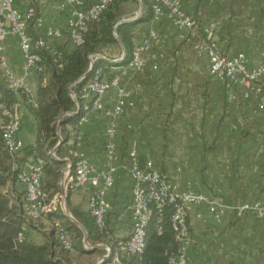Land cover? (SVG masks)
Here are the masks:
<instances>
[{
  "label": "crops",
  "instance_id": "0c3cea01",
  "mask_svg": "<svg viewBox=\"0 0 264 264\" xmlns=\"http://www.w3.org/2000/svg\"><path fill=\"white\" fill-rule=\"evenodd\" d=\"M79 1L84 9L96 2ZM137 2L139 12L134 18L138 20L144 8L142 0ZM32 3L18 0L17 7L26 10ZM182 4L223 55L243 54L248 70L264 63V0H182ZM127 5L124 2L120 7L122 20H129L122 12ZM36 7L38 20L30 26L33 36L43 38L49 49H74L71 21L75 6L69 0H43ZM144 36L151 40V47L143 69L113 67L105 76L119 77L126 89L124 114L113 115L118 91L110 90L103 97V109L89 113L87 122L79 128V155L85 156L97 171L105 169V146L108 132L114 127L119 167L130 165L129 154L135 151L142 165L151 162L178 189L191 186L209 198V202L193 206L189 214L193 239L189 264H264V214L235 216L242 203L264 205V112L258 102L259 90L264 93V81L249 88H231L214 79L207 55L197 53L187 40L188 32L178 29L167 17L139 24L135 48L141 46ZM2 47L13 76L22 78L34 95L38 73L26 70L18 38L8 36ZM99 56L112 63L121 62L125 49L121 43L111 45ZM19 113L23 120L19 138L24 149L36 144L38 121L26 105L19 106ZM67 159L61 160V192ZM132 185L130 174L120 168L108 195L111 210L107 223L114 239H127L131 234L128 207ZM17 189L24 193L20 183ZM70 205L89 211L87 194L74 193ZM211 206L222 207V212H211ZM26 227L23 231L28 237L31 229ZM88 246L84 241V247L91 249ZM95 247L111 251L108 243ZM95 249L89 253L74 249L69 259L72 264H98L105 256Z\"/></svg>",
  "mask_w": 264,
  "mask_h": 264
},
{
  "label": "built area",
  "instance_id": "2783aa9c",
  "mask_svg": "<svg viewBox=\"0 0 264 264\" xmlns=\"http://www.w3.org/2000/svg\"><path fill=\"white\" fill-rule=\"evenodd\" d=\"M17 1L0 0V75L5 79L10 89H23L30 93L25 81L13 76L7 59L4 57L2 42L10 35L16 36L25 59L26 70H34L37 73L42 70L39 65L42 58L38 50L48 49L53 54H56V51L49 49L43 38L35 37L30 32V23L38 20L36 5L43 0H32L33 3L26 10L19 9ZM114 1L96 0L92 6L84 9L79 0H69V3L75 6L71 21V42L74 47H79L84 43V33L88 31L89 24L97 20ZM149 2L155 19L167 17L178 29L188 32L187 40L193 45L195 51L207 55L208 69L214 79L231 88L234 86L249 88L255 82L264 81V63L257 68L248 70L243 54L235 57L223 55L204 35L202 25L186 12L182 0H149ZM49 35L51 34L49 33ZM151 37L156 39L154 34ZM150 41L149 37H143L142 44L135 48L128 67L137 71L143 69L147 61L146 53L151 47ZM103 58L93 55L91 62L94 63ZM113 89L118 91L113 115L119 117L124 114L128 93L121 85L120 78L105 79L101 71H98L84 89L83 98L90 104L84 107L86 114L81 118L78 128L87 122L89 113L103 109V97ZM258 93L260 109L264 112V93L260 90ZM22 125L23 120L19 110L9 108L0 100V128L5 147L11 156H17L23 150V143L19 138ZM115 135L116 130L112 127L108 132L109 141L105 146L107 154L105 169L97 171L85 156L79 155L78 151L73 153L76 157L75 163L70 158L67 159L68 164L64 170L63 178L64 191L58 193L52 200L49 199V194L43 188L42 179L45 164L43 159H30L24 165H17L18 182L24 187L25 192L23 211L27 221L37 223L51 213L61 209L63 211L64 200L70 186L75 192L83 191L87 194L89 211L95 218L98 228L104 230L107 216L111 210L108 195L115 186L116 176L121 168L130 174L133 182L132 202L128 207L131 214L132 230L129 238L120 243L123 252L128 255L141 254L145 249L146 229L153 215L151 204L158 210L171 204L174 207L172 223L178 250L170 256L169 264H189L188 252L193 244L189 214L193 206L207 203L209 198L191 186L184 190L178 189L176 184L169 180L161 170L154 167L151 162L142 165L135 151L129 154L131 164L119 167L115 151ZM216 210L222 212V207H210L211 212L214 213ZM248 214L262 216L264 205L260 202H246L237 206L236 218H243ZM54 227L58 231V238L63 249L72 252L73 245L63 225L56 221ZM19 238L21 241L25 240L24 231ZM108 252L110 255V251ZM103 261L104 258L98 264H102ZM113 264H119L117 256L114 258Z\"/></svg>",
  "mask_w": 264,
  "mask_h": 264
},
{
  "label": "trees",
  "instance_id": "16d2710c",
  "mask_svg": "<svg viewBox=\"0 0 264 264\" xmlns=\"http://www.w3.org/2000/svg\"><path fill=\"white\" fill-rule=\"evenodd\" d=\"M130 0H115L102 15L89 24L84 33V43L66 52L57 47L56 54L48 49H39L42 58L41 71L38 72L37 88L34 95L23 89L13 90L7 86L5 79L0 75V100L9 108L19 110L20 105H26L38 121V135L34 146L24 148L17 156H11L4 144L0 128V264H72L69 254L63 249L58 238V231L54 222H60L76 249L81 253H89L84 247L87 240L89 247L108 243L110 255L106 251H94L103 257L102 264H113L117 256L119 264H169V258L178 250L175 241V231L172 223L174 207L167 204L158 210L153 204V215L146 229L145 249L141 254L128 255L123 252L120 243L127 239H114L108 228L100 230L90 211L70 205V199L76 193L68 187L69 210L73 218L87 233L76 225L61 211L51 213L37 223L46 222L51 227L47 240L43 244L32 242L27 236L21 241L19 236L28 222L23 211L24 193L17 189L19 171L17 165H24L30 159L41 158L43 167V188L54 199L60 190L61 170L66 157L73 163L76 157L79 134V123L86 114L84 107L89 105L84 95L86 85L93 80L98 71L106 76L113 67L128 66L135 50L134 37L136 27L154 18L149 0H142L144 12L141 17L130 23L118 26L121 18L120 7ZM137 1V0H134ZM34 22L30 23V26ZM122 43L125 57L121 62L112 63L98 59L91 62V56L99 55L104 48ZM61 123L60 130L58 129ZM62 137L59 136V132ZM62 144L56 152V158L51 154L59 142ZM73 142V143H71ZM22 157V158H19ZM190 224V223H189ZM102 257V258H103Z\"/></svg>",
  "mask_w": 264,
  "mask_h": 264
},
{
  "label": "rangeland",
  "instance_id": "374dc122",
  "mask_svg": "<svg viewBox=\"0 0 264 264\" xmlns=\"http://www.w3.org/2000/svg\"><path fill=\"white\" fill-rule=\"evenodd\" d=\"M126 3H128L127 8L125 10H122V12H123V14L128 15L127 17L129 19H132L139 12V5L140 4H138V2L137 1H134V0L127 1ZM58 134H59V136L62 137V134L60 132ZM19 158H22V157H19ZM58 193H61V192L58 191V192L55 193V195H57ZM64 202L67 205L69 204V202H68V192H67V195L65 197ZM60 211L63 212L62 209ZM27 228L31 229V232H29V236L28 237H29V239L32 242H34L36 244H43V243L46 242L47 235L49 233V231H47V229L50 228V226L48 225V223H46L45 221L44 222H41V223H38V224H33L32 222H28L26 229Z\"/></svg>",
  "mask_w": 264,
  "mask_h": 264
},
{
  "label": "water",
  "instance_id": "95a60500",
  "mask_svg": "<svg viewBox=\"0 0 264 264\" xmlns=\"http://www.w3.org/2000/svg\"><path fill=\"white\" fill-rule=\"evenodd\" d=\"M137 20V18L134 19H129V20H122L119 24H123V23H127V22H135ZM122 44V43H121ZM105 59V58H103ZM61 128V123L58 126V129L60 130ZM62 144V141L59 142V144L56 146L55 150L51 153L53 155L54 158H56V151L58 150V148L60 147V145ZM64 191V188H63ZM64 215L67 216L70 220H72L76 225H78L85 233V236L87 237V233L85 232L84 228L73 218V216L70 213L69 207L67 204H65V209H64ZM86 244H88L87 240H85ZM96 247H92L91 249H95Z\"/></svg>",
  "mask_w": 264,
  "mask_h": 264
}]
</instances>
